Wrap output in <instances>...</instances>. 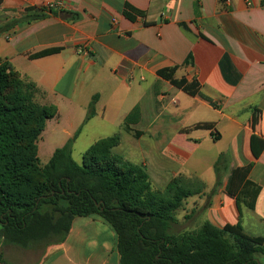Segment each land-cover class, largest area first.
Instances as JSON below:
<instances>
[{
  "label": "crops",
  "instance_id": "0c3cea01",
  "mask_svg": "<svg viewBox=\"0 0 264 264\" xmlns=\"http://www.w3.org/2000/svg\"><path fill=\"white\" fill-rule=\"evenodd\" d=\"M47 3L62 7L22 21L26 9ZM125 5L143 16L127 19ZM13 20L21 21L0 33V64L35 86L41 105L56 108L38 139L37 156L42 149L51 158L78 129L71 156L81 161L96 142L118 136L111 153L130 141L128 159H120L144 167L149 179L148 169L158 170L153 174L159 181L167 163L186 165V148L193 154L210 143L214 151L201 155L207 172L196 161L194 176L177 171L165 185H190L175 213L186 205L196 228L206 221L218 228L239 223L245 234L264 240V0H2L0 27ZM82 46L87 53H78ZM51 50L57 52L32 57ZM164 70L185 84L174 86L159 75ZM92 100L94 113L84 122ZM188 113L200 118L178 124L164 146L154 145L172 131L166 121ZM202 124L212 128H196ZM135 153L140 158L134 163ZM220 154L229 166L216 186ZM238 168L243 171L232 198L225 186L230 170ZM0 257L6 264L120 260L115 232L97 215L75 218L59 245L23 249L0 236Z\"/></svg>",
  "mask_w": 264,
  "mask_h": 264
},
{
  "label": "trees",
  "instance_id": "16d2710c",
  "mask_svg": "<svg viewBox=\"0 0 264 264\" xmlns=\"http://www.w3.org/2000/svg\"><path fill=\"white\" fill-rule=\"evenodd\" d=\"M48 12L52 10L26 9L22 21L42 19ZM124 16L134 20L143 14L125 5ZM20 21L0 27V33ZM172 74L173 70L159 72L182 87L184 81H174ZM28 84L8 63L0 64V236L6 244L23 249L59 245L75 218L97 215L117 236L119 264H264V240L245 234L239 223L218 228L206 221L191 231L170 232L175 212L190 191L173 183L163 192L152 189L144 167L112 155L118 136L96 142L78 164L71 156L78 129L41 165L37 142L56 108L33 102L37 89ZM93 113L94 100L84 122ZM196 128L211 129L212 125ZM124 129L128 130L127 124ZM228 166V156L220 154L214 164L216 186ZM242 171L229 172L225 192L232 198ZM0 264H6L1 257Z\"/></svg>",
  "mask_w": 264,
  "mask_h": 264
},
{
  "label": "rangeland",
  "instance_id": "374dc122",
  "mask_svg": "<svg viewBox=\"0 0 264 264\" xmlns=\"http://www.w3.org/2000/svg\"><path fill=\"white\" fill-rule=\"evenodd\" d=\"M24 85H29L28 81H26L25 79L21 78ZM40 96L38 95L37 96V92L33 95V102H35L37 105H40ZM205 115H206V112H204ZM198 118H200L199 116H191L190 117V113H188V115H184L183 118H181V120H177L176 122L175 121H171V120H168L166 121L167 123V126L169 127L170 131L167 136H162L160 138V141L159 142H154V145H158V146H161V145H165V141L168 140L169 138H171L172 136H175V127H178V124H181L182 122L184 124H193L195 120H197ZM149 135H145V140H148L149 138ZM151 138H152V134H151ZM152 140V139H151ZM161 140H164V142L160 143ZM130 142V141H129ZM129 142L127 140H123L122 143H121V146L118 148V150H115L114 152H112V155L115 156V157H118V158H123V159H128L127 158V154H130V147H129ZM136 146H138V143L137 142H134ZM40 145V149L42 148V144L39 143ZM142 144V143H141ZM143 144L145 145V143L143 142ZM211 148L212 151H214L213 149V145L212 144H208L207 142L206 143H203L201 145V147L198 149V152H195L192 154V148H186L185 150L187 151V153L189 155H191V157L189 158L188 162L186 163V165H184L183 167H180L179 165H175L173 163H167L168 165L162 169V177L159 181H156L155 177H154V174L155 172H157L158 170H152L153 168H150L148 169V172H149V175H150V182H151V186H152V189L154 190H157L159 192H163L165 191L164 188H165V185L169 182V181H172L174 178H175V173L177 171L180 172V174L182 176H187V175H195V173H193L194 171V167L196 165V161L197 162H200L199 163V167H204V172H207V169H206V164H204L201 160V155L202 154H205L206 151ZM153 155H155L154 153H152ZM200 156V157H199ZM38 158H39V161H40V164L41 165H45L50 157H47V156H44L43 153H42V149L39 150V154H38ZM138 158H140V154L139 153H135L134 154V157L131 161H134L137 162ZM199 158V159H198ZM74 161L79 163L81 162V156H74ZM153 160L155 159H149L148 161L149 162H152ZM198 167V166H197ZM209 173H212V171H209ZM190 186V185H189ZM187 187V186H181L182 188L186 189V188H189L190 187ZM184 209H181L179 210L177 213H175L176 217H177V220L174 224H172V227H171V230L170 232L172 233H183L185 231H191L193 230L194 228H196L198 225L196 223V220L195 221H192V215L190 213V208L188 206H184L183 207ZM41 247H44V246H41Z\"/></svg>",
  "mask_w": 264,
  "mask_h": 264
},
{
  "label": "built area",
  "instance_id": "2783aa9c",
  "mask_svg": "<svg viewBox=\"0 0 264 264\" xmlns=\"http://www.w3.org/2000/svg\"><path fill=\"white\" fill-rule=\"evenodd\" d=\"M59 7H62L61 3H47L43 6L45 10H53L54 8H59ZM84 52L87 53V49L85 47L82 46L78 48V53L82 54Z\"/></svg>",
  "mask_w": 264,
  "mask_h": 264
}]
</instances>
